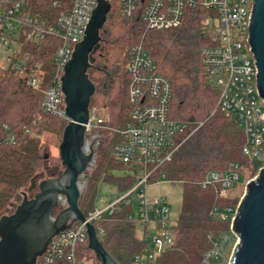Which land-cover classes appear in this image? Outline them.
Instances as JSON below:
<instances>
[{
  "label": "built area",
  "instance_id": "built-area-1",
  "mask_svg": "<svg viewBox=\"0 0 264 264\" xmlns=\"http://www.w3.org/2000/svg\"><path fill=\"white\" fill-rule=\"evenodd\" d=\"M108 1L111 13L112 2L118 3L121 17L127 22L141 11L142 21L152 31L180 28L187 11L192 8L200 7L213 14L208 24L216 43L203 48L201 54L204 68L219 90L215 112L222 113L244 133V156L264 163V101L257 91L254 56L247 42L252 0ZM27 4V0H0V69L16 73L28 71L31 75L28 83L33 89H39L41 83L48 81L50 84L44 93L41 109L69 123L62 77L76 45L85 37L92 11L98 6L97 0H72L70 7L60 10L53 21L25 13ZM54 7L60 9L61 5L55 3ZM51 38L58 40L60 45L53 57L54 70L47 77L41 65L29 66V56L24 49ZM18 41L24 44L17 46ZM124 72L128 79L129 116L123 127L109 126L101 112L90 108L84 150L93 154V160L82 179L83 194L98 166L107 138H110L109 143L116 140L112 146L114 160L140 177H135L136 181L128 191L104 207H98L99 190L106 180L104 173L97 188L94 209L84 216L87 224L93 226L115 220L124 208L133 204L131 196L135 194L138 208L136 212L128 210V218L139 222V230L145 235L147 245L132 257L131 264H152L174 245L173 227L176 223L167 199L161 195L153 196L149 189L171 182L162 168L172 161L202 123L190 132V123L170 118L172 84L159 73L156 61L142 43L130 48ZM10 142L15 139L11 137ZM239 170L240 164L234 162L223 171H210L200 185L203 189L214 190L217 201H233L234 186L240 180ZM237 208L238 204L217 203L211 209L210 214L217 221L229 224V231L218 236L209 235L212 249L205 255L204 264L226 258L228 244L236 236L232 224ZM100 234H103L102 229ZM85 243H89L88 227L84 222H76L52 239L37 264H82L77 259V251Z\"/></svg>",
  "mask_w": 264,
  "mask_h": 264
},
{
  "label": "trees",
  "instance_id": "trees-1",
  "mask_svg": "<svg viewBox=\"0 0 264 264\" xmlns=\"http://www.w3.org/2000/svg\"><path fill=\"white\" fill-rule=\"evenodd\" d=\"M71 1L27 0L24 12L53 21L60 10L70 7ZM55 3L61 5L60 9L54 7ZM112 13L109 31L115 38L101 46L97 59L107 66L116 60L123 68L122 80L115 81L111 92L122 86L124 112L128 109V79L124 68L130 48L142 43L156 61L159 73L172 84L170 118L190 123V132L202 123L172 161L162 168L169 181L183 185V203L180 215L175 217L174 245L152 264H204L205 255L212 249L209 235L218 236L229 231V224L217 221L210 214L211 209L217 203L237 205L238 199L217 201L214 190L203 189L200 183L210 171H223L234 162L248 161L243 154L246 137L242 130L219 111L215 112L219 90L212 84L202 63L201 50L216 43L208 24L213 14L200 7L192 8L187 11L180 28L152 31L142 21L141 11L127 22L122 19L115 1ZM59 45L58 40L52 38L27 45L24 52L29 56V66L39 64L52 73L53 57ZM30 77L28 71H0V214L17 195L29 189L43 163L49 161V146L43 138L49 135L60 142L68 124L42 111L44 93L50 83L46 81L39 89H33L28 83ZM98 97L91 101L90 108L102 112ZM11 137L15 142H10ZM106 149L110 150V145ZM97 168L82 196L81 208L85 215L94 209L100 175L106 173V179L117 185L122 193L136 181L130 175H114L113 171L128 168L115 160L102 166L100 171ZM128 213L124 208L115 220L94 224L100 242L119 264H131L132 257L147 245L139 222L130 220Z\"/></svg>",
  "mask_w": 264,
  "mask_h": 264
},
{
  "label": "water",
  "instance_id": "water-1",
  "mask_svg": "<svg viewBox=\"0 0 264 264\" xmlns=\"http://www.w3.org/2000/svg\"><path fill=\"white\" fill-rule=\"evenodd\" d=\"M97 3L85 37L76 45L62 77L66 115L70 119L59 146L64 171L57 178L39 183L35 177L28 189L29 193L38 190L34 197L29 198L26 192L19 194L15 211L0 214V264H37L52 239L76 222L87 225L88 248L99 264H119L100 242L94 226L85 221L80 204L82 179L93 160V154L84 150L86 124L97 90L91 75L95 55L101 48V34L108 18L113 16L108 0H97ZM252 4L247 42L254 56L257 91L264 101V0H252ZM232 231L239 243L230 264H264V168L247 184Z\"/></svg>",
  "mask_w": 264,
  "mask_h": 264
},
{
  "label": "rangeland",
  "instance_id": "rangeland-1",
  "mask_svg": "<svg viewBox=\"0 0 264 264\" xmlns=\"http://www.w3.org/2000/svg\"><path fill=\"white\" fill-rule=\"evenodd\" d=\"M113 15V13H112ZM112 18H108L105 27H104V32H102V42L101 46L106 45L107 42H111L114 38L115 35L112 34L110 30L111 26V20ZM17 46H22L24 42H16L15 43ZM97 58V53L95 55ZM109 68H111L113 65L118 64L119 65V74H118V80H122L123 77V68L121 65L116 62V60L111 61L108 63ZM3 69H0V71ZM42 72L45 74V76H50L51 72L49 70L43 69ZM91 80L95 82V80H98L95 77L91 76ZM95 84V83H94ZM96 93L93 96L92 100H94L95 96H99L101 104H102V114L105 116V119L107 120V123L111 127H118L124 123L129 116V111L126 109L124 112L123 110V102H122V90L121 87L119 90H116L115 92H111L112 90L107 89L106 93L102 92L100 85H96ZM110 86V83L108 84ZM122 120V121H121ZM63 136V135H62ZM52 136H46L43 138V141L48 144L49 146V155L50 159L49 161H45L43 163V166L39 169L37 173L38 177V182L50 178H57L59 177L63 171L64 167L62 165L60 155H59V146L62 141L59 142L58 139H52ZM110 138H107L106 141L103 143L102 150L100 152H103V157L101 156L100 159V167L97 168V171H100L101 167L108 164L111 160H114L113 154H112V146L116 143V140H113L112 142L109 143ZM53 141V142H51ZM110 145V150H104L106 147ZM104 150V151H103ZM118 163V162H117ZM240 164V180L238 183L235 184L233 194H234V200L238 199V205L245 195L246 192V186L247 183L256 177H258L259 172L261 169L264 167V163L261 162L258 159H249L245 163H239ZM106 174V173H105ZM109 174V173H107ZM114 175L125 177V176H133L136 178L140 177V174L135 175L134 171H131L129 168H125L123 170H115L113 171ZM101 175L98 178V182H100ZM99 185V184H98ZM23 192L27 193L29 198L34 197V195L38 192V190H34L32 192H28V189L23 190ZM150 194L153 196L155 195H161L164 196L167 201L169 202V207L171 209V214L174 217H178L181 213L182 209V203H183V185L179 182H167V183H162L161 185H158L156 187H151L149 189ZM21 194V193H20ZM122 192L119 191L117 185L113 184L111 181L108 179L104 180L102 182L101 188L99 190V195H98V207H104L108 202L111 200H114L121 196ZM97 197V194H96ZM133 204L129 207H127L128 210H133L137 211V199L136 195L131 196ZM82 200V199H81ZM81 204V202H80ZM19 205V201L13 200L11 205H8V207L1 212L2 215L4 214H11L15 211L16 207ZM239 243V239L236 236H233L230 243L228 244L227 250H226V258L220 261H213L212 264H230L231 258L233 257L235 248L237 244ZM77 259L80 263L82 264H99L97 261L95 254L93 251H91L88 248V243H85L84 245L81 246V249L77 251Z\"/></svg>",
  "mask_w": 264,
  "mask_h": 264
},
{
  "label": "flooded vegetation",
  "instance_id": "flooded-vegetation-1",
  "mask_svg": "<svg viewBox=\"0 0 264 264\" xmlns=\"http://www.w3.org/2000/svg\"><path fill=\"white\" fill-rule=\"evenodd\" d=\"M119 68L120 67L118 64H115L111 68H109L106 64H103L100 60L96 58V63L93 66V74L91 76H96L98 80H95L94 83L96 85H100L102 89L101 91L103 93H106L107 89H113L115 81L118 79V74L120 71ZM109 83L110 86H108Z\"/></svg>",
  "mask_w": 264,
  "mask_h": 264
}]
</instances>
